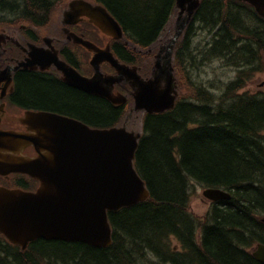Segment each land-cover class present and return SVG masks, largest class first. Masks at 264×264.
<instances>
[{"label": "trees", "instance_id": "1", "mask_svg": "<svg viewBox=\"0 0 264 264\" xmlns=\"http://www.w3.org/2000/svg\"><path fill=\"white\" fill-rule=\"evenodd\" d=\"M59 1L0 0V12L21 13L20 19L41 25L51 20ZM96 1L141 48L158 40L175 7V0ZM235 10L222 0H203L195 21L209 32L218 28L212 57L222 56L239 68L243 60L251 69L258 59L261 71L264 22L254 24ZM193 29L192 23L177 52V67L194 62L189 37ZM115 48L121 58L133 59L124 45ZM244 71L217 95L204 84L185 81L187 94L173 110L145 115L135 165L150 198L109 213L111 246L38 239L21 251L0 237V264H261L249 249L264 243V94L241 92ZM14 101L96 127L118 125L125 114L103 98L33 73L20 75ZM192 181L223 188L232 198L215 204L205 218L196 217L189 211ZM18 183L28 186L26 181ZM172 238L181 251H174Z\"/></svg>", "mask_w": 264, "mask_h": 264}, {"label": "water", "instance_id": "2", "mask_svg": "<svg viewBox=\"0 0 264 264\" xmlns=\"http://www.w3.org/2000/svg\"><path fill=\"white\" fill-rule=\"evenodd\" d=\"M247 1L257 7L262 2ZM199 5L200 0H177L180 11L176 34L157 54L148 79L139 75L137 67L121 64L109 46L101 49L69 31V40L93 53L92 78L81 76L61 62L56 51L36 48L21 66L45 70L55 64L67 83L115 104L125 102L113 93L114 85L125 79L133 90L132 110L147 113L170 110L179 96L172 53ZM258 11L264 15L259 7ZM83 16L113 39H123L119 23L107 9L84 0L70 2L63 23L77 22ZM103 62L116 69L117 75L104 76L100 71ZM21 121L28 126L26 132L0 129V175L26 174L38 181L39 187L32 192L0 186V233L22 249L39 238L82 242L94 247L111 245L108 212L142 202L150 195L134 166L141 134L128 131L125 126L92 128L82 121L48 112H27ZM29 147L36 156L24 153ZM204 195L213 201L231 198L220 189H207ZM253 255L264 264V244H258Z\"/></svg>", "mask_w": 264, "mask_h": 264}, {"label": "rangeland", "instance_id": "3", "mask_svg": "<svg viewBox=\"0 0 264 264\" xmlns=\"http://www.w3.org/2000/svg\"><path fill=\"white\" fill-rule=\"evenodd\" d=\"M68 0H62L57 9L55 10V14L53 15V19L51 23H49L46 27H43L41 30L44 34L55 35L59 34L61 28V15L63 13L62 9L65 7ZM0 16L4 17V20L0 22V33L6 32L10 30L12 34H15L14 30H17L22 25H29L28 23L22 21L17 16H11L8 13L0 12ZM177 25V13L174 14L171 23L168 26V29L165 31L160 43L158 46H166L168 41L173 37L175 33V28ZM7 27V29H3ZM204 36V40L207 39L208 35L201 34L200 37L197 38L196 42L200 41V39ZM212 39V35L209 37V40ZM206 42V41H205ZM226 62L214 61L213 63H209L205 65V67L201 70L200 74L196 75V80H199L198 83L204 84L207 87H213L214 91L219 94L225 84L236 80L237 77V68L233 66H227ZM261 63V62H260ZM257 66H260L257 64ZM264 68V67H263ZM247 77V83L245 87V91L252 93H264V69L262 71H251L250 69H245L243 73V77ZM7 114L12 118H16L20 115V113L13 112L12 110L7 111ZM142 112L130 111L127 117L124 120L123 126H125L128 130L140 132L142 129ZM16 125H18L16 123ZM9 126V124H7ZM7 128V127H5ZM8 182V181H7ZM4 183V181L0 178V184ZM6 183V182H5ZM204 187L191 182L190 185V211L196 217L205 218L206 214H208L209 210L212 207V203L204 198L203 192ZM256 244L253 245L251 249L255 247ZM172 247H176L177 250H181L179 243L176 239H172Z\"/></svg>", "mask_w": 264, "mask_h": 264}, {"label": "flooded vegetation", "instance_id": "4", "mask_svg": "<svg viewBox=\"0 0 264 264\" xmlns=\"http://www.w3.org/2000/svg\"><path fill=\"white\" fill-rule=\"evenodd\" d=\"M252 14L256 16L255 15L256 13L252 12ZM82 23H85V21L79 23L78 25L71 26L70 29L77 33V31H75L74 29L79 30ZM41 29L42 28L37 29L38 33H36L35 30L33 29L22 27V29H20L15 34L16 37L12 35L13 36L12 38L15 40L14 42L7 41L6 43V42L0 41V75L3 76V77H0L3 79V81L0 83V105L4 104L5 111L7 107H9L11 100L15 104H17L14 101V95L16 94V90L18 89V79L20 75L23 73H33V74L45 77L48 81H52L54 79L60 83H63L69 87H72L64 83L61 80V76L56 71L55 67L51 68L50 71H46V72H41L39 70L30 71V70L20 69L16 71L15 74H13L12 82L8 83L7 79L4 78V75L8 73L9 70L13 73L12 69L18 66L20 61L26 59L29 56V51H30L29 44H34L38 47H45L47 43L50 42L49 39H52L53 45L55 46V48L59 50L60 56L68 60L83 75L89 76L88 74H84L80 69L82 66L81 64L83 62V59H81L78 54L75 55L76 52L74 50H70V49L68 51L66 50L65 45L67 44V41L65 40L66 38H65L63 27L60 28L59 34L57 36L44 34ZM113 73L114 72H108L107 74H113ZM74 89H77V88H74ZM122 89L124 88L121 86H116V90L123 91ZM90 96H94V95H90ZM20 107H22L21 110L23 111L27 109H38L35 107H30V106L25 107V106L20 105ZM38 110H45V109L40 108ZM15 122L16 120L12 119L9 115L7 116L6 113L4 116L0 115V127L3 128L4 126H7L6 124H9L11 126H7V127H10L11 129L23 130L25 128L20 123H17L18 125H16Z\"/></svg>", "mask_w": 264, "mask_h": 264}]
</instances>
